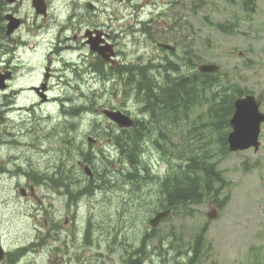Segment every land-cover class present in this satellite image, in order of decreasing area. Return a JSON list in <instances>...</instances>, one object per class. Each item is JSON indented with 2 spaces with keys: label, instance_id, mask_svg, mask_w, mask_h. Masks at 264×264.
Returning <instances> with one entry per match:
<instances>
[{
  "label": "rangeland",
  "instance_id": "1",
  "mask_svg": "<svg viewBox=\"0 0 264 264\" xmlns=\"http://www.w3.org/2000/svg\"><path fill=\"white\" fill-rule=\"evenodd\" d=\"M79 1L98 5L90 17L96 24L70 26L68 0H51L47 17H37L26 0L25 24L10 40L7 21L0 20V76L11 78L7 93H0V234L6 250L51 229L53 239L28 264H264V124L258 151H223L220 136L231 127L214 128L210 111L216 92L229 86L232 93L261 98L264 112V0H255L253 12L244 0ZM226 23L224 31L220 25ZM99 33L132 67L158 72L160 85L197 73L202 63L220 65V77L208 78L199 103L180 105L176 117L169 112L171 118L162 113L153 119L125 76L103 82L110 70H91L96 54L80 41ZM76 35L79 41L72 40ZM158 42L177 50L160 49ZM168 58L173 61L164 66ZM97 108L144 116L150 124L139 154L150 166L149 174L140 164L146 179L127 176L135 167L115 143L120 131ZM195 154L221 172L220 191L174 208L153 229L151 218L166 206L164 182L179 176ZM80 162L93 168L98 184L76 197L90 180ZM62 178L66 187L54 184ZM22 188L29 193L24 196ZM215 205L219 217L211 220L207 212Z\"/></svg>",
  "mask_w": 264,
  "mask_h": 264
},
{
  "label": "trees",
  "instance_id": "2",
  "mask_svg": "<svg viewBox=\"0 0 264 264\" xmlns=\"http://www.w3.org/2000/svg\"><path fill=\"white\" fill-rule=\"evenodd\" d=\"M254 6L255 0H244V8L247 11H255ZM220 26L222 29H225L227 25ZM219 74L220 73L204 75L199 72L194 73L192 70L189 75L185 74L182 76V79H174L173 83V79H170V83L168 82L165 86H153L152 88L150 87L149 90L139 91L138 95L141 100H145L144 110L151 112L153 119L154 116L156 117V114L157 117H162V113L166 118H171L172 115H170L169 112L174 113V116L176 117L180 105L186 109L194 103H199L202 98V89H204L206 83L209 84L208 78L215 81L220 77ZM148 79H151V77ZM145 81L147 80L145 79ZM147 83L148 85H151L149 81H147ZM244 93L245 92L243 91L232 93L229 86H225L220 91L216 92L217 99L214 102L215 105L210 108V111L213 112V116L215 117V120L212 122L214 128L226 129V127L229 126L230 117L234 112V100L238 96L244 95ZM148 95H150V97ZM155 104L156 107L154 106ZM175 117L170 121L176 122L177 118ZM146 129L147 126L143 125L141 128L142 137L148 131ZM124 132L121 135L115 136L116 145H119V149L123 151L124 154H127L126 157L128 158V162L133 165V167H135L134 164H136L135 160H137V164H142L141 156L137 154L141 150V147L137 143L138 141H136L129 130H125ZM226 134L227 132H224L220 136L221 149L223 151L227 150ZM155 143L163 149L161 142L156 140ZM145 169H149L147 163H145ZM132 171L133 172H131L129 176L131 175L132 179L135 180L137 179V175L135 174L136 170ZM171 178L172 177L168 178L164 182L166 189V206L164 208L172 209L188 203L201 202L205 195L209 196L212 193L217 195L222 187L220 185L225 182L221 172L216 170L215 164L207 159H202L199 154L191 156L185 170L179 176ZM215 182H219V187L215 186Z\"/></svg>",
  "mask_w": 264,
  "mask_h": 264
},
{
  "label": "flooded vegetation",
  "instance_id": "3",
  "mask_svg": "<svg viewBox=\"0 0 264 264\" xmlns=\"http://www.w3.org/2000/svg\"><path fill=\"white\" fill-rule=\"evenodd\" d=\"M31 1L33 3L34 0H31ZM45 1H46V7H47L48 12L45 15L37 14V17H47L48 16V14L50 12L49 10H50L51 0H45ZM25 2H26V0H14L12 2H8L7 0H0V20L2 19V17H4V21L6 24V21H7L6 15L10 13V14H13L14 16L20 18L21 26H23L25 24L26 19L21 15V8L23 7ZM85 3H86V5H83L82 1L80 2L79 0H72V1L68 0V3L65 4L66 7L69 6L68 8H70V10H71V13L68 15V18H67V23H69L70 26H74L75 24H78L76 27L82 28L85 26L84 24L93 25V24L97 23L98 20L96 18L90 19V17L92 16V14L96 13V11L98 9V5L92 1H88V2L86 1ZM82 5L84 6V8L86 7L85 8L86 10L82 7ZM44 20H45V18H44ZM41 26H44L43 23H41ZM89 29L90 28H88V31H90ZM90 33L91 32H88V34H90ZM90 36L94 37V35H92V34ZM84 37H85V39L80 41L81 42L80 47H88L89 46V44L87 43L88 42L87 41L88 38H86L87 36H84ZM72 40L79 41L80 38L78 35H76L73 37ZM104 40L105 39H103V41L101 42V46L104 45ZM67 47H69V48L71 47L73 49L78 48V47L74 46L73 44H69ZM115 50H116V48H115ZM117 52L118 51H116L117 61L115 63L106 62L100 56L95 55L94 60H92L90 62L91 70H93L94 73L100 74V72L103 71L102 67H103V69H104V67H107V69L113 70L115 73H117V77H116V79H114L115 82H119V75H123L126 77V78H124L125 84L131 86L133 89H136V90H138L141 87H142V89H145V86H146V88L149 89L151 86L157 87V85H160L158 82V77H157L158 72L157 73L152 72L151 68H149V70H148L150 72V74H149L148 71L144 70V72H143V71H141V69H138L136 67H132L133 64L132 63L130 64V62H128L126 59H124L121 56V53H120V55H118ZM83 55H81V57H79L80 61H82L83 59L86 58ZM141 62L144 63V61H141ZM168 64H169V62L167 61L164 66H167ZM69 65H71V64H69ZM73 66L78 70L79 62H75L73 64ZM138 67H142V66L138 65ZM150 76L151 77L153 76L152 77L153 79H148ZM144 79H146V80L148 79V81L151 82L152 85H146L145 84L146 81H144ZM139 119L142 121H145L144 117L139 118ZM96 140L99 141L98 139H96ZM92 143L97 144L98 142H92ZM93 172H94V176L92 175V177H91V180H93V181L89 182V184L95 185L97 183L96 181H94V179H95L94 177H96V173H95V171H93ZM53 182H54V184H56L58 186L59 183H57V181L53 180ZM34 191H35V187L32 186L30 188V194H34ZM28 193L29 192L26 191L25 195H27ZM79 201L80 200H73L72 202L78 203ZM1 236H2V234H1ZM36 237H37L36 240H31L27 243L16 246L15 250H8V251L6 250L5 258L0 264H7V263L8 264H19V263L28 264V262H30L28 257L33 252L38 251L40 254H42L44 246L48 244L47 241L50 239H53L51 229H45L44 232H41L39 230ZM27 259H28V261H27ZM133 263H137V262H133ZM48 264H50V261L48 262Z\"/></svg>",
  "mask_w": 264,
  "mask_h": 264
},
{
  "label": "water",
  "instance_id": "4",
  "mask_svg": "<svg viewBox=\"0 0 264 264\" xmlns=\"http://www.w3.org/2000/svg\"><path fill=\"white\" fill-rule=\"evenodd\" d=\"M123 1V0H121ZM34 5L38 13L45 12V3L43 0H35ZM11 18V22L8 24V34L14 32L19 26L20 22L17 18ZM93 51L99 52L106 60H110L113 52L109 48L103 50L98 48V41L96 39L90 40ZM164 48H171L168 44H160ZM110 52V53H109ZM220 69V66L215 64H201L199 70L202 73H214ZM5 76H0V89L6 87L4 82ZM261 101L253 94H248L243 97H239L235 100V111L230 120L233 130L228 135V143L230 151H239L255 147L256 150L260 148V133L261 125L264 122V113L260 110ZM103 113L117 122L122 128L131 127L134 124L133 119L120 110L104 109ZM88 174H91L89 167H85ZM171 213L170 209L159 211L151 220L150 225L152 228H156L159 223L167 218ZM208 217L210 219L218 218V209L209 211ZM4 257V251L0 241V260Z\"/></svg>",
  "mask_w": 264,
  "mask_h": 264
},
{
  "label": "bare ground",
  "instance_id": "5",
  "mask_svg": "<svg viewBox=\"0 0 264 264\" xmlns=\"http://www.w3.org/2000/svg\"><path fill=\"white\" fill-rule=\"evenodd\" d=\"M1 52H2V50H1ZM1 54V53H0ZM180 61V60H179ZM172 63V62H171ZM183 63V62H182ZM149 67V66H148ZM139 71V70H138ZM141 72V71H140ZM173 72V71H172ZM167 73V72H166ZM190 73V72H189ZM148 76V75H147ZM146 77V76H145ZM153 77V76H152ZM155 77V76H154ZM168 77V76H167ZM141 78V77H140ZM177 78V77H176ZM160 79V78H159ZM180 79H182V78H180ZM161 80V79H160ZM179 80V79H178ZM136 81V80H135ZM144 81H145V79H144ZM147 81H148V79H147ZM146 81V82H147ZM159 81V80H158ZM173 81H174V79L172 80V83H173ZM158 83V82H157ZM169 83H170V81H169ZM177 83H179V82H177ZM163 84V83H162ZM168 84V83H167ZM156 85V84H155ZM168 86V85H167ZM172 86V85H171ZM145 88H146V86H145ZM160 88V87H159ZM166 88V87H165ZM168 88V87H167ZM140 89V88H139ZM142 89V88H141ZM150 89V88H149ZM157 89V88H156ZM176 89V88H175ZM144 91V90H143ZM166 91V90H165ZM149 92V91H148ZM166 93V92H165ZM160 94H161V92H160ZM163 94H164V92H163ZM146 95H147V93H146ZM149 97H150V95H148ZM153 96V95H152ZM55 101H57V99H54ZM150 100V99H149ZM154 103V102H153ZM158 103V102H157ZM160 104V103H159ZM155 107H156V104L154 105ZM159 108V107H158ZM133 136H134V138L136 139V141H138L137 143L139 144V146H141L142 145V142L144 141V138L141 136V134L140 133H135V134H133ZM140 138V139H139ZM119 146V145H118ZM87 151V150H86ZM89 151V150H88ZM137 154H140V152L139 153H137ZM21 156V155H20ZM20 156H19V158H20ZM137 157H138V155H137ZM136 161V164H135V170H137V160H135ZM19 169V168H18ZM131 172H133V171H130V172H128V173H131ZM83 191H85V194L84 195H86L87 194V191L85 190V189H83V190H78V191H76V197H82V196H84V195H79V193H81V192H83ZM190 263V262H189Z\"/></svg>",
  "mask_w": 264,
  "mask_h": 264
}]
</instances>
